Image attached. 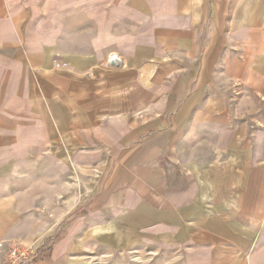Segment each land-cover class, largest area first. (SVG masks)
<instances>
[{
	"label": "crops",
	"instance_id": "crops-1",
	"mask_svg": "<svg viewBox=\"0 0 264 264\" xmlns=\"http://www.w3.org/2000/svg\"><path fill=\"white\" fill-rule=\"evenodd\" d=\"M12 241L264 264V0H0V264Z\"/></svg>",
	"mask_w": 264,
	"mask_h": 264
},
{
	"label": "built area",
	"instance_id": "built-area-1",
	"mask_svg": "<svg viewBox=\"0 0 264 264\" xmlns=\"http://www.w3.org/2000/svg\"><path fill=\"white\" fill-rule=\"evenodd\" d=\"M101 64L108 69H119L122 67L123 61L116 53H109L101 60ZM51 66L53 70L69 68L59 58H54ZM42 249V245H25L18 241H12L3 252L2 264H35L41 257Z\"/></svg>",
	"mask_w": 264,
	"mask_h": 264
}]
</instances>
